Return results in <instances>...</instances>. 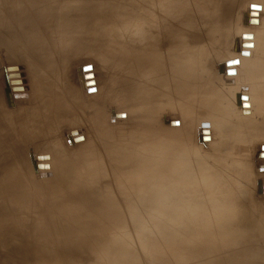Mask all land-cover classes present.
Masks as SVG:
<instances>
[{
	"label": "rangeland",
	"instance_id": "374dc122",
	"mask_svg": "<svg viewBox=\"0 0 264 264\" xmlns=\"http://www.w3.org/2000/svg\"><path fill=\"white\" fill-rule=\"evenodd\" d=\"M97 1H101L105 4L111 1V3L109 2L111 6L108 7V9L110 12H112V16L116 17L113 20L116 25L121 22V19H123L124 22L128 20L130 22L132 20L130 23L127 22V25H130L131 23L139 20L140 17H143L144 13H149V17L151 16L152 19H156L159 22H156V26L152 25L153 27L151 26V28L150 26L148 27V25L139 26L136 33L134 34L135 37L132 36L131 38L127 37V31L129 30L127 26L125 29L123 26L118 27L120 30L117 28L113 32L115 34L112 35H117V37H113L117 40H113L117 41V43L119 41V44H121L120 47H126L130 51L140 49L141 51H138L143 52L144 50H147V54H145L144 51L145 56L144 54L142 55L140 53L139 55H136L137 57H132V59L128 62V67H139L143 65L145 68L144 75L143 73H135L130 68H123L122 75L124 78V83L121 88L116 89L117 95L115 100L113 97L115 105H113L111 97L108 99L106 95H103L107 82L105 69L97 66L96 62L94 61L90 62L86 58V55L81 53L79 55L69 57L72 55L71 53L68 55V57H65V54L67 53L59 52L57 44L50 45V47L53 48H50L52 63L47 64V66L43 65L42 67V64L40 61H38L37 57L33 53H30V47L25 46L22 36L20 35L19 28L16 25L17 13L16 10H14V7L16 6L18 9V4H25L27 7H25V5L23 7L28 8L29 5L26 4L28 1L0 0V15L2 16V21L0 23V185L2 186H0V191L2 192V195L6 192V185L10 180V175L11 178L13 177V179L14 177L21 179V182L23 183L20 185L21 188L22 186H26L30 188V191L32 190L30 197L32 212L34 216L40 218V220H42L44 224L46 223L45 225L47 226V251L49 253L62 254L61 256L63 258L60 260L61 262H58L57 264H72L71 261L74 259L73 257L76 256V254H80L88 242L91 244H88V247L86 246L87 249L89 247L91 248L92 244L99 245V243L100 245L101 243L102 245L105 243L103 246L108 248L109 243L107 242L111 241L112 237L115 239L121 237L136 241V237L139 236L152 239L162 235L163 237H166L167 235H171V237L173 236L176 238L178 237L179 241H181L179 246H182V248L187 247L188 249V256H186V258L180 260H171V262L168 264H264V188L261 190V192H258L259 187H264V126H262L264 123L261 121L263 124H260V122H257V124L255 120H253V114L255 113L249 110L251 108H249V105H246L247 102L249 103V101L255 99L254 97H256L259 88L257 89L256 86H251L252 83L249 77H247L249 73L247 66L244 65L243 62H239L241 63L240 65L238 64V60L241 58V56H244L240 53L237 55L240 54L241 56L235 55L237 53V49L235 48L237 47L236 44L238 43L237 39L241 36L240 29L242 32H244L242 36L247 37L246 39H255L260 35V44L264 43V40L262 39V36L264 38V33L261 32L262 28H264V0H234V8L230 14L223 13L224 15L220 14L218 17L216 16V18L211 17L212 19L208 18L209 15L202 6V1V4H200V1L193 3V0H191V4L193 6L190 4L189 6L186 5L182 8H179L177 5H179V1L181 2L182 0H172L173 2L169 0V7H167L168 15H165V18L163 16V21L162 18L160 19L161 21L159 20L162 11L159 9L160 7L157 5L156 1L95 0V2ZM170 4L173 5L170 6ZM174 4L176 6H174ZM199 4L200 6H198ZM200 7L203 8V10ZM129 8L131 10H129ZM132 8H134V10ZM173 8L178 15L174 16L175 18L172 19L169 12H171L170 10L173 11ZM176 8H179V11ZM193 9L198 10L199 12L200 10L204 11L205 15L204 12L201 11L202 13L198 14L199 12H197L195 16H199L203 21L204 17L208 15L205 17L207 20L204 19L205 22H202L201 20L198 21V17L196 18L197 21L195 19L197 24L195 21H193L192 24H189L188 21ZM132 10L133 12L129 13ZM138 10L142 11L139 13ZM147 11L148 13H146ZM32 12L33 11H31V13ZM158 13H160V16L157 17ZM139 14L143 15L140 16ZM31 17L34 19V12L31 14ZM217 18L218 20H216ZM219 19L222 20V22ZM164 21L166 23H164L165 26H163ZM169 21H172V24L170 23L169 25ZM199 22L202 23L200 24ZM157 25H160V27ZM197 25L198 28L196 29ZM218 25H226L225 27L227 29L225 28L226 30H224L222 29V26ZM15 26H17V29ZM169 26L172 28H169ZM208 26L211 27H209V31L207 29ZM145 27L148 30V34L146 36H142L141 33L144 32L146 29ZM162 27L164 28V31L163 29H160ZM193 27L194 30L192 29ZM237 27L241 28H238V30ZM152 28H157L154 30L156 34ZM167 28H169V30ZM175 28L178 30L177 32L183 35L184 33L185 35L198 34V36H201V38H205L207 36L205 41L206 43H208V41L210 42L208 45L204 42L203 38L199 39L198 42L190 40V43L187 41L184 45H180L179 50L181 51V57H185L183 58L184 60L188 56H191L194 50L197 49L196 45L198 46V43H200L203 47L206 45L205 47L208 46L207 48H214L211 50L218 52V55H205V57H203L204 55H200V53L197 52L196 61L200 60L197 67V69L199 68L198 72H200L202 69L204 72L201 71L200 73L202 75H200L205 77V70H207L205 68H210V65L212 66L217 63L219 65L221 64L219 63L221 61L225 62L226 65H221L223 67L222 70L224 69L223 71H225V68L227 67L229 71L226 72L232 73L235 80L232 79L233 77L224 76V82L222 83L223 90L226 95H231V92H234L233 95L235 96H233V98H235L233 100H235L234 102L236 104H231L229 102L227 103L225 106V111L228 108L229 109L225 112V115L222 117L223 119L220 118V121L219 119L216 121L215 118L213 120L212 112H205L202 108L196 109L194 111L195 113L193 112L194 114H191V116L190 114L189 116H183L182 114L176 115L179 117V119L176 117L179 121L177 120L176 122V124H178L177 126L174 124L175 130L169 127L172 132L168 131L170 130L169 128L166 129L167 131H165L166 133H170V136L174 131L173 135L176 134L174 136L175 139L180 141V138L187 134L182 138L184 139V142H179V144L174 147V151L171 149V151L169 150L170 153L167 151L168 153H166L168 156L164 154L165 157L164 159L162 158V162L160 161L161 159L155 158L156 160L153 164L152 161H154V159L151 160L152 158L150 157L156 154L160 149L161 142L159 143L158 141L161 140L159 139L161 138V124L166 125L167 120L171 116L168 117L167 109H165V113L163 111V116H156L159 114L160 109V107H158L159 102L157 100L159 98L157 97L158 92L156 90L157 86L155 84L157 83L155 74L158 75V73H156V69H154V62L151 60V54H153L154 51L159 50L158 53H162L161 56L164 55V58L161 57L159 59L161 62L168 60L166 58H172L173 55L175 57V55L177 56L180 54L178 52L179 42L175 41L176 39L174 40V44L171 43V45H169L170 47H165L166 43H164V39L165 41L167 40L166 37H168L167 35L169 31L174 32ZM219 28H221L223 32H221L222 30ZM58 29H60V27ZM212 29V32L217 35L216 37H214L212 32L209 34ZM201 30H204V33L201 32ZM95 31L96 32L93 31L94 33L90 32L91 34L88 35L89 38L94 39L96 36L99 37L100 29H95ZM165 32L167 35H165ZM259 32L261 34H259ZM207 33L212 40L208 37ZM222 36L223 39L221 40L220 38H222ZM139 38H141V40ZM157 39L158 42H156ZM214 40L219 41L216 42ZM106 41H108V39L101 38L100 42L105 44ZM159 42L161 44L164 43V45H160ZM156 43L158 45H156ZM242 43L244 44V42ZM9 46L11 48H9ZM118 46L119 45L117 44H113L112 46L107 44L103 45V49L100 48V50H102L104 53L107 52L106 62L103 64L106 67H111L110 73H112L113 78L115 74L117 75L121 72L123 67V65L119 63L120 61L115 51L118 49ZM154 46L156 49H154ZM70 47L72 48V46ZM193 47L194 50L192 49ZM203 47L201 49L205 48ZM67 48L69 49V47ZM142 49L144 50L142 51ZM167 49H170L171 52ZM176 49L177 51H175ZM111 52L114 53V56ZM166 53L167 55L165 58ZM31 54H33L32 57ZM63 56L65 60L68 61L67 67H64L63 64L61 65V59ZM139 56H142L141 60ZM143 57L147 58V61ZM227 58L229 60L225 61ZM18 59L21 60L19 61ZM234 61L236 63L233 64ZM12 63L14 65H12ZM228 63L230 65H228ZM182 64L183 62L179 61L178 66H181ZM200 65L203 67L204 65L206 66L203 69V67ZM234 65L237 71L235 70ZM35 66L37 67V71L41 72L42 74H40L43 76V81L39 83L38 87H34L33 81L31 79L33 74L32 68ZM60 66L68 75H71L73 70H78L77 78L76 76L75 78L74 76L71 77L75 87L74 91L69 90L66 76L64 75V72H62L63 70L60 68ZM83 67H86L89 70L84 71L82 69ZM38 68H41V71H39ZM8 70H17L18 72H12L7 76L5 72ZM79 73L81 75H79ZM195 73L196 74H194L193 82L199 80L201 77L199 76V73L197 74V71ZM236 73L238 78L236 77ZM213 76L215 77L216 75L214 74ZM10 79L15 81H13L11 84H8ZM201 79H203V77ZM216 81L218 80L216 79ZM144 82L148 83L147 86L145 83V87L143 86ZM254 90L257 91L255 92ZM152 91L155 92L152 93ZM146 96L148 98L150 97V100L153 99L151 101L158 103V105L154 104V102L152 104V102ZM146 99L147 102H145ZM129 100H131V103H128ZM10 102L11 105H9ZM186 102L188 101H185V104ZM238 102H240L241 105H238ZM144 103L145 105H143ZM180 103L182 108L184 106V101L179 102V104ZM129 105L136 106L137 110L139 108L141 109H139L137 113H134L133 109H124V107ZM148 105L149 108H147ZM150 106L152 109L155 107H158V109L155 108L153 111ZM103 108L108 110L112 109L114 112L113 119H110V123L113 124L110 125H112L113 128L111 127V133H108L106 136H99L97 129L99 123H96V116L101 110H103ZM147 110L151 111L147 112ZM243 110L246 113H249L245 114ZM234 111L236 112L234 113ZM237 113H240L239 117H236ZM244 115L247 119L244 118ZM71 116H74L75 120L67 119ZM157 119L158 121H156ZM242 119L243 121H239ZM101 121L103 122V120H100V122ZM159 121L161 124H159ZM251 121H253V123ZM156 122L159 124V126ZM146 124H152L154 126H147ZM242 124H244V127H247L248 125V128H240L239 126L243 127ZM76 125L84 127H81L83 129H81V131H83L82 133H80L79 130H77L79 132L77 133V128H74ZM92 125L95 126L93 127ZM152 128L156 130L153 132L154 136L151 134L153 131ZM150 129L151 132H149ZM236 129L238 130L236 131ZM146 130L149 131L147 132ZM175 131L177 132L175 133ZM185 131H187V133H185ZM240 131L242 132L240 133ZM105 132H107V130H102L103 134H105ZM149 134L151 135L149 136ZM176 136L179 137L176 138ZM52 140H55L56 142H52ZM140 143H143L144 145L146 144L147 148H142V151H147L148 153L139 152L137 147L141 145ZM110 145H113V148L110 147L111 151L108 148ZM158 145L160 146L158 147ZM179 145H182V148ZM51 147H53V149ZM107 148L109 150L108 152ZM114 148L115 151H113ZM81 151L90 152V156L87 159L81 160L80 162L76 155ZM117 151L127 155L128 162L122 161L119 158L121 153L119 154ZM64 158H67L70 162L68 161L66 163L68 165L65 164L66 167L62 170V172H59V169L56 168L57 166L55 167V165H51V161H61ZM147 158L149 159L146 162L147 168L151 162L154 166L151 164L153 167L151 168L150 166V170L149 168H146V171L148 170L146 179H142L141 181L133 180L132 182H129L125 178L127 172H137L136 166H139L141 161L145 162ZM178 160H180L179 163H177ZM159 161L161 163H159ZM77 163L81 164L79 165ZM71 167L73 169H71ZM86 168L87 171L89 170L88 172L85 171ZM158 168H161V170ZM80 169H82V172ZM164 169H166V171H164ZM158 170L160 173H158ZM162 171H164L162 174L163 176L160 175ZM149 175L151 177H149ZM157 176L159 181L161 180L160 182L156 180ZM160 176L162 178H160ZM205 176L206 178H204ZM193 178H197V180H193ZM202 179L204 181V186L201 185L202 189L200 190L196 188L200 182H196L199 180L202 181ZM162 181L164 184L161 183ZM185 182L187 184L182 188L181 185L185 184ZM205 182H207L208 185H206ZM153 183L158 187L156 185L154 186ZM193 183L194 186L196 185V187L193 186ZM174 184H176V186ZM174 186H178L179 188L175 189ZM153 188H155V190ZM195 188L196 192L194 193V191H191L190 193V190H194ZM231 196L233 197L232 200L234 199L233 203L231 201ZM218 197L221 200L218 199ZM227 197L230 198V201L229 199H226ZM215 198L216 200L214 201ZM4 199H6L5 196ZM217 199L222 203L219 201L217 202ZM222 199L223 201L227 202H223ZM5 201L6 200L0 199V204L4 205V207L6 204ZM195 201H197L196 203L198 205L196 203L194 204ZM188 202H191L192 207L195 206L194 210L193 208L189 209L191 206ZM201 202H204L205 205H202ZM182 203L184 204L181 205ZM212 203H217V205L215 204L217 208H215V205ZM218 203H221L220 206L222 209L226 207V211H228L231 206L233 207V205H235L234 207H238L236 211L233 212L234 215H229L228 217L225 216V218H215V212H218V208H220ZM186 204L189 206L187 207ZM199 204L201 205V208L203 207V212L201 211L200 207H198ZM228 204L231 206L228 207ZM172 206L173 208L176 207V211L172 208ZM180 206L181 208L183 207L182 209L180 208L181 211H179L180 209L177 208ZM185 207L186 212L184 209ZM232 207L227 213L231 212ZM8 208L10 210L6 208L0 209L3 211V214L0 215L1 220L9 219V211H12L13 207L11 208L10 204ZM212 208H214V210ZM195 209L200 211L197 212ZM225 209L223 210L225 211ZM173 210L174 212H172ZM223 210H221V212L225 213ZM159 211L161 212L159 213ZM180 212L182 214L184 212H188L189 214L192 213L193 216L190 214L188 219L186 218L188 217L187 215L182 219L181 217H178L175 218L176 220L173 219L166 221L172 213L176 215V213L178 214ZM205 212L206 216L204 215ZM210 213L211 217H215L211 218ZM194 214L195 216L196 214L199 215L200 218H197L198 216L195 217ZM203 215L205 216L204 218ZM110 216L113 217L111 218ZM194 217L197 218L195 219L197 221L190 219ZM136 222L138 225L135 224ZM260 222H262V224L259 226L258 224ZM139 224L142 228H139ZM22 226L26 227V224H23ZM9 227H13V225L9 223ZM17 229L18 227L15 228V231H17ZM84 232L90 240L81 239L79 237L82 235L84 236ZM175 232L178 233L176 234ZM117 235L120 236L118 237ZM194 236L198 238L193 244V241L190 239ZM111 242L114 241L112 240ZM227 244L229 245V248ZM231 246L233 249H230ZM49 262L50 263L47 264H56V262H53V260H50ZM106 262L107 261L104 260L102 264H110V262ZM140 264H150V262L145 259L143 262L141 260ZM162 264H164V262H162Z\"/></svg>",
	"mask_w": 264,
	"mask_h": 264
},
{
	"label": "bare ground",
	"instance_id": "6f19581e",
	"mask_svg": "<svg viewBox=\"0 0 264 264\" xmlns=\"http://www.w3.org/2000/svg\"><path fill=\"white\" fill-rule=\"evenodd\" d=\"M7 1V0H6ZM25 1H28L26 4H28L29 6H28V8H25V7H27L25 4V7H23L24 5L23 4H18L17 6H18V9L16 8V6L14 7V10H16V13H17V15H16V25L18 26V28H19V31H20V35L22 36V40H23V42L25 43V46H29L30 47V50H31V52L30 53H33L36 57H37V59H38V61H40V63L42 64V67H43V65L45 66H47V64H50V63H52V61H51V52H50V45H58V51L59 52H63V53H67V54H65V57H68V55L69 54H71L72 53V55H70L69 57H72V56H74V55H79V54H84V55H86V58L91 62V61H94V62H96V64H97V66H99L100 68H102V69H105V71H106V79H107V82H106V86H105V88H104V93H103V95H106L107 97H108V99H109V97H111L112 98V103H113V105H115V98H116V89H119V88H121L122 87V85H123V83H124V78H123V75H122V70H123V68L125 67V68H130V69H132L133 70V72H135V73H143V75L145 74V68H144V66L143 65H141V66H135V67H128V62H129V60H131L132 59V57H137L136 55H139L140 53L143 55L144 54V49H142V51L143 52H139V51H141L140 49H136V50H133V51H130L128 48H126V47H120L121 46V44H119V41H118V43H117V41H114V40H117V39H114L115 38V36L117 37V35H112V34H115V33H113L114 31H115V29H117L118 27H122L123 26V28L125 29V27L127 26L128 27V31H127V37H135L134 36V34L136 33V31H137V28L139 27V26H142V25H148V27L150 26V28H151V26L152 25H155L156 26V22H158V20H156V19H152V17L150 18L149 16H148V11L146 12V13H148V14H145L144 13V15H143V17H140V19L139 20H137V21H135V22H133V23H131L130 25H127V22H129V20L128 21H126V22H124V20L123 19H121V22L118 24V25H116L115 23H114V18H116V17H113L112 16V12H110L109 11V9H108V7H110L111 6V1H109L108 3H102L101 1H97V2H95V0H25ZM148 1H156V3H157V5H159V7H157V8H159L161 11H162V14H161V17H159V20L162 18V21L164 20V18L166 17L165 15H168V13H167V7H169V0H148ZM147 1V2H148ZM172 1V0H171ZM174 1V0H173ZM172 1V2H173ZM196 1H202L203 2V7H204V9H205V11L208 13V15H209V17L208 18H210V19H212L211 17H214V18H216V16L218 17V15H220V14H223V13H229L230 14V12L233 10V2H234V0H193V3H195ZM150 2V3H151ZM202 2L200 3V4H202ZM175 3V2H174ZM17 4V3H16ZM191 4V0H182L181 2L179 1V5H177L179 8H182V7H184V6H186V5H190ZM200 4L198 5V6H200ZM156 5V4H155ZM171 5H173V4H170V6ZM174 6H176L175 4H174ZM191 6H193L192 4H191ZM197 6V5H196ZM197 6V7H198ZM173 7V6H172ZM156 8V9H157ZM175 8V7H174ZM174 8H173V11L172 10H170L171 12H169L170 13V15H171V17H172V19L173 18H175L174 16H176V15H178V14H176V11H174ZM179 8H176L177 10L179 9ZM201 8V7H200ZM133 10H134V8H132ZM195 9H197V8H195ZM195 9H193V11L191 12V16H190V18H189V21H188V23L190 24H192L193 23V21H195V19L196 18H198V17H196L195 16V14H197V12H199L198 10H195ZM202 10H203V8H201ZM238 9V8H237ZM3 10V9H2ZM129 10H131L130 8H129ZM133 10L132 11H130L129 13H131V12H133ZM136 10V9H135ZM159 10V11H160ZM202 10H200V12L198 13V14H200V13H202V12H204V11H202ZM30 11V12H29ZM31 11H33L34 13H35V17H34V19H32V17H31V14L33 13H31ZM140 11H142V10H138V12L140 13ZM144 11H146V10H144ZM157 11H158V9H157ZM179 11V10H178ZM202 11V12H201ZM5 12V11H4ZM127 12V11H126ZM149 12H151V11H149ZM164 12V13H163ZM135 13V12H134ZM206 13V14H207ZM234 13V12H233ZM120 14V13H119ZM136 14V13H135ZM138 14V13H137ZM160 13H158L157 14V17L158 16H160L159 15ZM34 15V14H33ZM32 15V16H33ZM130 15V14H129ZM132 15H133V13H132ZM140 16H142L141 14H139ZM139 15H138V17H139ZM169 15V16H170ZM204 15H205V12H204ZM208 15H206V16H208ZM224 15V14H223ZM125 16H126V13H125ZM124 16V17H125ZM135 16V15H134ZM163 16H164V18H163ZM168 16V17H169ZM205 16V17H206ZM148 17V18H147ZM156 17V18H157ZM205 17H204V19H205ZM222 17V16H221ZM230 17V16H229ZM228 17V18H229ZM118 18V17H117ZM133 18V17H132ZM137 18V17H136ZM154 18V17H153ZM213 18V19H214ZM223 18V17H222ZM221 18V19H222ZM171 19V18H170ZM199 20L198 21H200L201 20V18L199 17L198 18ZM204 19H203V21L202 22H205L204 21ZM209 19V20H210ZM227 19V18H226ZM134 20H135V18H134ZM167 20H169V19H167ZM205 20H207V18L205 19ZM208 20V21H209ZM216 20H218V18L216 19ZM215 20V21H216ZM220 20V19H219ZM222 20H224V19H222ZM222 20H220L221 22H222ZM228 20V19H227ZM226 20V21H227ZM1 21H2V16L0 15V23H1ZM132 21V20H131ZM130 21V22H131ZM161 21V20H160ZM166 21V20H165ZM165 21L163 22V26H165ZM196 21H197V19H196ZM195 21V22H196ZM129 22V23H130ZM201 22V23H202ZM213 22V21H212ZM220 22V23H221ZM156 23V24H155ZM159 23V22H158ZM165 23V24H164ZM170 23L172 24V21L170 22L169 21V25H170ZM200 23V22H199ZM198 23V24H199ZM200 23V24H201ZM214 23V22H213ZM216 23V22H215ZM218 23V22H217ZM219 23V24H220ZM238 23V22H237ZM14 24V23H13ZM195 24V23H194ZM196 24H197V22H196ZM195 24V25H196ZM205 24V23H204ZM225 24V23H224ZM227 24V23H226ZM168 25V24H167ZM174 25V24H173ZM175 25H176V23H175ZM174 25V26H175ZM205 25H207V24H205ZM237 25V24H236ZM239 25V24H238ZM17 26H15L16 27V29H17ZM157 26H159L160 27V25H157ZM162 26V25H161ZM194 26V25H193ZM200 26V25H199ZM218 26H222L223 28L222 29H224V30H226L227 28L225 27V26H223V25H218ZM60 27V29H58ZM153 27V26H152ZM158 27V28H159ZM171 26H169V28H170ZM177 27V26H176ZM202 27V26H201ZM209 27L210 26H208V31H209ZM217 27V26H216ZM228 27V26H227ZM146 28V27H145ZM169 28H167L168 30H169ZM172 28V27H171ZM198 28V25H197V27H196V29ZM211 28V27H210ZM226 28V29H225ZM239 27H237V29H238ZM241 28V27H240ZM239 28V29H240ZM95 29H100V34H99V37H94V36H92V37H94V39H92V38H89V36L88 35H90L91 33L90 32H96L95 31ZM119 29V28H118ZM153 29V31L154 30H156L157 28H152ZM160 29H163V31H164V28L162 27V28H160ZM193 30H194V27L192 28ZM214 29H215V27H214ZM219 29H221V28H219ZM221 29V30H222ZM238 29V30H239ZM120 30V29H119ZM151 30V29H150ZM168 30H167V32H168ZM171 30H173V29H171ZM204 30H205V28H204ZM204 30L202 31L201 30V32H203L204 33ZM152 31V30H151ZM158 31V30H157ZM178 30H176V28H175V31L174 32H170L169 31V33H168V35L166 34V32H165V35H167L168 37H166L167 38V40L165 41V39H164V43H166V46L165 47H170L169 45H171V43L172 44H174V40L175 41H177V42H179L178 44H179V46H178V52L180 53V54H178L177 56L175 55V57H174V55L172 56V58L170 57V56H168V57H170V58H166V55H167V53L165 54V58L166 59H168V60H166V61H159V59L161 58V57H163V56H161L162 55V53H158V49L160 48L159 46V48L157 49L158 51H154L153 52V54H151L152 55V61L154 62H152L153 64H154V69H156L155 71H156V73H158V75L157 74H155V77H156V79H157V83H155L156 84V86H157V92H158V95H157V97L159 98L157 101L159 102V105H158V103H156V102H154V104H157L158 105V107H160V109H159V114H157L156 116H160L161 117V115L163 114V111H164V113H165V109H167L168 110V117L169 116H171V117H169V119L167 120V124L166 125H162L161 123H160V121H159V124H161V128H160V130H161V133H160V135H161V138H159V135H158V138L159 139H161L160 141H158L159 143L161 142V146L160 145H158V147L160 146V149L158 150V152L156 153V154H154L152 157H150V158H152L151 160H153L154 159V161H152L153 162V164H154V162H155V160L156 159H161L160 161L162 162V158L164 159V157H165V155H167L168 156V152L167 151H169L170 149L171 150H175V148L174 147H176V145L177 144H179V142H181V141H183L184 139H182L183 137H185V136H183L182 138H180L181 139V141L180 140H176L175 139V135H173L174 134V131H173V133H172V135L170 136V133H166V129H168L169 127H171V129L173 128L174 130H175V128H174V124H176V122H177V120L179 119V117H177L176 115H180V114H182L183 116H189V114H190V116H191V114L193 115L195 112V110L196 109H198V108H202L205 112H212V114H213V120H214V118H215V120L217 121V119H219V121H220V118H222L224 115H225V112L229 109H227L226 111H225V106L227 105V103L229 102V103H231V104H233V103H235L234 101L235 100H233L234 98H233V96H235V95H233V91L231 92V95H226V93L224 92V90H223V86H222V83L224 82V76H227V77H233L232 79L233 80H235L234 79V76H233V74L232 73H230V72H226V71H229L228 69H227V67L225 68V71H223L222 70V66L221 65H226L225 64V62H219V63H221V64H219L218 65V63L217 64H215V65H210V68H205V69H207V70H205L206 71V74H205V77L204 76H201L202 74L200 73L201 71H203L202 69H201V71L200 72H198V69H197V67H198V62L200 61H196V58H197V52L198 53H200V55H204L203 57H205V55L207 56V55H210V56H215V55H218L217 53L218 52H216V51H212L211 49H214V48H207V47H205L206 45H204L203 43L205 42L206 43V41H205V38H207V34L205 35L206 37L204 38V37H202L203 39H204V42L202 43L203 45H204V47L203 46H201V44L200 43H198V46L200 47H198L197 45H196V50H194V47L192 48L193 50H194V52H193V54L191 55V56H188L186 59H184L183 60V58H185V57H181V51L179 50V48H180V45H184L187 41H189L188 43H190V40H193V41H197L198 42V40L199 39H202L201 38V36H198V34L197 35H191V34H186L185 35V33H184V35L183 34H181V33H179V32H177ZM183 31V30H182ZM182 31H180V32H182ZM195 31H197V30H195ZM194 31V32H195ZM213 31V29L210 31V33L209 34H211V32ZM215 31V30H214ZM220 31V30H219ZM17 32H18V30H17ZM93 32V33H94ZM97 32H99V31H97ZM148 30H147V28L144 30V32L143 33H141V35L143 36V35H147L148 33ZM150 32V31H149ZM155 32V31H154ZM162 32V31H161ZM193 32V33H194ZM198 32V31H197ZM206 32H207V30H206ZM221 32H223V30L221 31ZM220 32V33H221ZM225 32V31H224ZM240 32H241V36L236 40L237 42V47H235L236 49H237V53L235 54V55H237L238 53H240L241 55H243L244 57H242L240 54V56H241V58L238 60V64L240 65L241 63H239V62H243V64L244 65H246L247 66V69H248V71H249V73H248V76L247 77H249V79H250V81H251V83H252V85L251 84H249L250 83V81H249V85H251V86H256L257 87V89L259 90L258 91V93L256 94V93H254V94H256V97H254L255 99L254 100H252V101H249V103L247 102L246 103V105H249V110L250 111H253L255 114H253L254 115V119L253 120H255V122L257 123V122H260V124H263L264 123V43H262V44H260V40H259V38L261 37L260 35L258 36V38L256 37L255 39H246L247 37H245V36H242V34H244V32H242L241 31V29H240ZM261 32L262 33H264V28H262V30H261ZM89 33V34H88ZM189 33V32H188ZM191 33H192V31H191ZM196 33V32H195ZM213 34H214V32H212ZM219 33V32H218ZM226 33V32H225ZM230 33V32H229ZM155 34H156V32H155ZM158 34H159V32H158ZM163 34V33H162ZM162 34H161V36H162ZM209 34H208V37H209ZM222 34H224V33H222ZM259 34H261L260 32H259ZM106 35H108V36H106ZM160 35V34H159ZM224 35H226V34H224ZM103 36H106V37H103ZM144 36V37H145ZM203 36V35H202ZM211 36V35H210ZM217 35H215L214 34V37H216ZM218 36H219V34H218ZM114 37V38H113ZM221 37V36H220ZM225 37V36H224ZM101 38H105V39H108V41H106V43L104 44V43H101L100 41H101ZM159 38V37H158ZM163 38H164V36H163ZM210 39H211V37H209ZM208 38V39H209ZM114 39V40H113ZM133 39V38H132ZM134 39H137V38H134ZM140 40H141V38H139ZM160 39H161V37H160ZM209 39V40H210ZM221 40L223 39V36H222V38H220ZM262 39L264 40V38H263V36H262ZM212 40V39H211ZM262 40V41H263ZM11 41H12V39H11ZM125 41V40H124ZM147 41V40H146ZM160 41V40H159ZM202 41V40H201ZM200 41V42H201ZM214 41H219V40H214ZM226 41V40H225ZM103 42V41H102ZM156 42H158V39H157V41ZM161 42V41H160ZM159 42V43H160ZM162 42H163V40H162ZM242 42H244V44L242 43ZM121 43H123V42H121ZM154 43V42H153ZM164 43L163 44H161L160 43V45H164ZM176 43V42H175ZM193 43V42H192ZM208 43H210L209 41H208ZM208 43H206L207 45H208ZM220 43V42H219ZM107 44H109L110 46H112L113 44H117V45H119L118 46V49L117 50H115L116 51V53H117V55H118V58H119V63L120 64H122L123 65V67H122V69H121V72L120 73H118L117 75L115 74L114 75V78L112 77V73H110V68L109 67H106V66H104V62H106V58H107V55H106V53H104L102 50H100V48H104L103 47V45H107ZM125 45V44H124ZM156 45H158L157 43H156ZM168 45V46H167ZM12 46V45H11ZM70 46H72V48L70 47ZM177 46V45H176ZM193 46H195V45H193ZM67 47H69V49L67 48ZM76 47H79V48H76ZM151 47V46H150ZM165 47H163V48H165ZM204 48V49H201V48ZM9 48H11L10 46H9ZM25 48V47H24ZM152 48V47H151ZM162 48V49H163ZM173 48V47H172ZM207 48V49H206ZM26 49H27V47H26ZM51 49H53V48H51ZM70 49H72V50H70ZM149 49V48H148ZM154 49H156L155 48V46H154ZM174 49V48H173ZM201 50V52H200V50ZM70 50V51H69ZM139 50V51H138ZM150 50V49H149ZM151 50H153V49H151ZM167 50H169L170 52H171V50L170 49H167ZM147 51V50H146ZM145 51V54H147V52ZM168 51V52H169ZM174 51V50H173ZM175 51H177V49L175 50ZM114 52V51H113ZM152 52V51H151ZM151 52H148V53H151ZM245 52H246V54H245ZM112 53V52H111ZM242 53H244V54H242ZM33 54H31V57H32V55ZM113 54V56H114V53H112ZM145 54H144V56H145ZM164 54V53H163ZM239 55H237V56H239ZM234 56V55H233ZM237 56H236V58H237ZM20 57V56H19ZM30 57V56H29ZM140 57V60H141V57L142 56H139ZM138 57V58H139ZM235 57V56H234ZM114 58V57H113ZM116 58V57H115ZM144 58V57H143ZM147 58H148V56H147ZM147 58H144L145 60L147 59ZM164 58V57H163ZM232 58V57H231ZM230 58V59H231ZM56 59V58H55ZM60 59V58H59ZM182 59V60H181ZM198 59H200V58H198ZM235 59V58H234ZM19 60V59H18ZM21 60V59H20ZM19 60V61H20ZM30 60V59H29ZM74 60V59H73ZM117 60V59H116ZM144 60V61H145ZM148 60H149V58H148ZM204 60V59H203ZM207 60H208V58H207ZM229 59L227 58V60L225 59V61H228ZM236 60V59H235ZM31 61H34V60H31ZM56 61V60H55ZM103 61V62H102ZM147 61V60H146ZM179 61H181V62H183V64L181 65V66H178V64H179ZM201 61H202V59H201ZM160 62V63H159ZM205 62H206V60H205ZM27 63V62H26ZM28 63H29V61H28ZM31 63H33V62H31ZM38 63V62H37ZM93 63V62H92ZM118 63V64H119ZM203 63V62H202ZM210 63V62H209ZM230 63H232V62H230ZM236 63V62H235ZM30 64V63H29ZM36 64V63H35ZM63 64V66L64 67H67L68 66V61H66L65 60V58H64V56L62 57V59H61V65ZM201 64V63H200ZM212 64V63H211ZM233 64H234V62H233ZM233 64H232V66H233ZM12 65H14L13 63H12ZM57 65V64H56ZM115 65V64H114ZM207 65V64H206ZM206 65H204V67L206 66ZM228 65H230L229 63H228ZM236 65V64H235ZM235 65H234V68H235ZM10 66H11V64H10ZM93 66V65H92ZM200 66H202V65H200ZM199 66V67H200ZM31 67V66H30ZM180 67V68H179ZM203 67V66H202ZM204 67H203V69H204ZM60 68L63 70L62 72H64V69L60 66ZM94 68V67H93ZM230 68V67H229ZM43 69V68H42ZM84 71H86V70H89V69H87L86 67H83L82 68ZM96 69V68H95ZM38 70L39 71H41V68L39 69L38 68ZM232 70V69H231ZM235 70H236V68H235ZM9 71V72H8ZM7 72H5L6 74H7V76L10 74V73H12V72H18L17 70H15V71H10V70H8ZM32 71H33V74H32V81H33V85H34V87H38V85H39V83H41L42 81H43V76L41 75L42 73L41 72H38L37 71V67L35 66V67H33L32 68ZM197 71V74L199 73V76H201L200 77V81L199 80H197V81H195V82H193V80H194V74H196L195 72ZM237 71V70H236ZM236 71H234V72H236ZM96 72V71H95ZM204 72V71H203ZM233 72V73H234ZM41 73V74H40ZM81 73V72H80ZM79 73V75H81ZM77 74H78V70L77 69H75V71L73 70V73L71 74V75H68V74H66L65 72H64V75L66 76V81H67V83H68V86H69V90H72V91H74V83L72 82V80L73 79H71V77L72 76H74V78H75V76H76V78H77ZM201 74V75H200ZM216 75L215 77L213 76V75ZM61 75H63V74H61ZM78 75V76H79ZM204 75V74H203ZM83 76V75H82ZM211 76H213V77H211ZM198 77V76H197ZM203 77V79H201ZM207 77V78H206ZM226 77V78H227ZM236 77H237V73H236ZM19 78V77H18ZM44 78H45V76H44ZM199 78V77H198ZM238 78V77H237ZM12 79V78H11ZM9 80V83L8 84H11L13 81H15V80ZM20 79V78H19ZM53 79V78H52ZM216 79L218 80V81H216ZM248 79V78H247ZM7 80H8V78H7ZM21 80V79H20ZM75 80V79H74ZM91 80H94V79H91ZM226 81V80H225ZM257 81V82H256ZM229 82V81H228ZM93 83V82H92ZM145 83L146 82H144V87H145ZM5 84V83H4ZM147 84L148 83H146V86H147ZM16 85V84H15ZM14 85V86H15ZM11 86V85H10ZM12 86H13V84H12ZM250 86V87H251ZM12 88V87H11ZM255 88V87H254ZM4 89V88H3ZM256 89V88H255ZM150 90V89H149ZM148 90V91H149ZM152 90V89H151ZM10 91V90H9ZM85 91V90H84ZM237 91V90H236ZM255 91V90H254ZM257 91V90H256ZM255 91V92H256ZM38 92H39V90H38ZM81 92V91H80ZM143 92V91H142ZM153 92H155V91H152V93ZM144 93V92H143ZM151 93V94H152ZM89 94V93H88ZM94 94V93H93ZM97 94V93H96ZM150 94V95H151ZM253 94V95H254ZM86 95V94H85ZM146 95V94H145ZM154 95V94H153ZM252 95V96H253ZM5 96H6V94H5ZM144 96V95H143ZM251 96V97H252ZM113 97H114V100H113ZM147 97V96H146ZM153 97V96H152ZM157 97H155V98H157ZM250 97V98H251ZM110 98V99H111ZM140 98H141V96H140ZM148 98V97H147ZM150 98V97H149ZM148 98V99H149ZM144 99H145V97H144ZM246 99H247V97H246ZM252 99V98H251ZM139 100H141V99H139ZM138 100V101H139ZM150 100V99H149ZM151 100H153V99H151ZM150 100V101H151ZM240 100V99H239ZM114 101V102H113ZM142 101V100H141ZM181 101H184V106L181 108V103L179 104V102H181ZM185 101H188V102H186V104H185ZM131 103V100H129L128 101V103ZM135 102V101H134ZM143 102H144V100H143ZM145 102H147V99H146V101ZM149 102V101H148ZM152 102V101H151ZM153 102H152V104H153ZM136 104V103H135ZM134 104V105H135ZM148 104V103H147ZM183 104V103H182ZM236 104V103H235ZM238 105L240 104V102H238L237 103ZM134 105H129V106H126V107H124V109L125 108H128V109H133L134 110V113H137V111L139 110V109H141V108H139L138 110H137V107L136 106H134ZM140 105V104H139ZM143 105H145V103L143 104ZM143 105H142V107H143ZM241 105V104H240ZM186 106H187V108H186ZM236 106V105H235ZM151 107V106H150ZM158 107L156 108V109H158ZM240 107V106H239ZM144 108V107H143ZM147 108H149V105H148V107ZM147 108H145V109H147ZM155 108H153L152 109V107H151V109L154 111V109ZM76 110V109H75ZM248 110V111H249ZM263 110V111H262ZM123 111V110H122ZM149 111H151V110H147V112H149ZM244 111V110H243ZM146 112V113H147ZM194 112V113H193ZM236 111H234V113H235ZM245 112V111H244ZM7 113V112H6ZM120 113V112H119ZM139 113H140V111H139ZM197 113V112H196ZM249 113V112H248ZM248 113H246L245 112V114H248ZM113 114H114V112L112 111V109H104L103 108V110H101L100 111V113H98L97 114V116H96V123H99L98 124V127H97V129H98V135L99 136H106L108 133H111V127L113 128V124L112 123H110V119L112 120L113 119ZM115 114H117V113H115ZM148 114H150V113H148ZM152 114V113H151ZM211 114V113H210ZM240 114V113H239ZM238 113L236 114V117H239L240 115H239ZM250 114H252V113H250ZM238 115V116H237ZM102 116V117H101ZM150 116V115H149ZM163 116V115H162ZM232 116V115H231ZM249 116V115H248ZM247 116V117H248ZM250 116H252V115H250ZM160 117H158V118H160ZM178 119H177V118ZM235 117V116H234ZM243 117V116H242ZM241 117V118H242ZM151 118V117H150ZM149 118V119H150ZM176 118V119H175ZM228 118H230V117H228ZM233 118V117H232ZM244 118L245 119H247L246 118V116L244 115ZM68 120L70 119V120H72V119H74V116H71V117H69V118H67ZM66 119V120H67ZM77 119V118H76ZM114 119H115V117H114ZM223 119V118H222ZM221 119V120H222ZM226 119V118H225ZM224 119V120H225ZM234 119H236V118H234ZM244 119V120H245ZM75 120V119H74ZM79 120V119H78ZM100 120H103V122L101 121L100 122ZM154 120H155V118H154ZM228 120V119H227ZM148 121H151V120H148ZM156 121H158V119L156 120ZM179 121V120H178ZM218 121V122H219ZM237 121V120H236ZM239 121H243V119L242 120H239ZM261 121L263 122V123H261ZM95 122V121H94ZM113 122V121H112ZM114 122H115V120H114ZM238 122V121H237ZM252 123H253V121H251ZM254 122V123H255ZM80 123V122H79ZM143 123V122H142ZM152 123V122H151ZM155 123V122H154ZM157 123V122H156ZM171 123V124H170ZM217 123V122H216ZM220 123V122H219ZM255 123V124H256ZM92 124H94V123H92ZM110 124H112V125H110ZM115 124V123H114ZM158 124V123H157ZM159 124H158V126H159ZM258 124V123H257ZM71 125H73V124H71ZM70 125V126H71ZM96 125V124H95ZM95 125H92L93 127L95 126ZM147 125V124H146ZM152 124H150V125H147V126H151ZM156 125V124H155ZM178 124H176L175 126H177ZM238 125H239V123H238ZM241 125V124H240ZM244 124H242V126H243ZM13 126V125H12ZM154 125H152V127H153ZM157 126V127H158ZM262 126H264V124L262 125ZM84 128L83 126H80V125H76V127H74L75 129H76V131L77 130H79L80 131V133H82L83 131H81V129L82 128ZM140 127H142V126H140ZM144 127H146V126H144ZM143 127V128H144ZM156 127V126H155ZM154 127V128H155ZM240 128H248V125H247V127H241V126H239ZM73 128V127H72ZM150 128V127H149ZM250 128V127H249ZM88 129V128H87ZM148 129V128H147ZM170 129V128H169ZM171 129L170 130H168V131H170V132H172L171 131ZM83 130V129H82ZM102 130L104 131H106L107 130V132H105V134H103L102 133ZM143 130V129H142ZM141 130V131H142ZM152 133L151 134H153V132L154 131H156V130H154L153 128H152ZM166 130V131H165ZM177 130V129H176ZM191 130V129H190ZM238 129H236V131H237ZM240 130V129H239ZM242 130V129H241ZM17 131V130H16ZM72 131V130H71ZM144 131V130H143ZM147 131V130H146ZM149 131V130H148ZM147 131V132H148ZM73 132V131H72ZM149 132H151V129H150V131ZM158 132H157V134H158ZM177 131H175V133H176ZM242 131H240V133H241ZM244 132V131H243ZM77 133H79L78 131H77ZM143 133H146V132H143ZM185 133H187V131H185ZM184 133V134H185ZM73 134V133H72ZM74 134H75V131H74ZM73 134V135H74ZM148 134V133H147ZM151 134H149V136L151 135ZM235 134V133H234ZM236 134H238V133H236ZM80 135V134H79ZM109 136V135H108ZM153 136H154V134H153ZM77 137V136H76ZM75 137V138H76ZM179 137V136H178ZM177 136H176V138H178ZM181 137V136H180ZM29 138H30V136H29ZM70 138V137H69ZM70 140V139H69ZM55 140H52V142H54ZM51 142V143H52ZM56 142V141H55ZM184 142V141H183ZM17 143V142H16ZM144 143V142H143ZM141 144V145H139V147H137L138 148V150H139V152H143V153H146L147 151H142V148L143 149H146L147 148V146H146V144L144 145V144ZM158 143V144H159ZM70 144H71V142H70ZM149 145V144H148ZM183 145V144H182ZM181 145V146H182ZM185 145V144H184ZM113 145H110L108 148H109V150L111 151V149H110V147H112ZM146 146V147H145ZM180 146V145H179ZM180 146V147H181ZM186 146V145H185ZM184 146V147H185ZM115 147V146H114ZM149 147V146H148ZM187 147V146H186ZM52 149H53V147H51ZM108 148H107V152L109 151L108 150ZM113 148V147H112ZM178 148V147H177ZM182 148V147H181ZM20 149V148H19ZM18 149V150H19ZM170 150V151H171ZM173 150V151H174ZM261 150V149H260ZM22 151V150H21ZM39 151V150H38ZM86 151V150H85ZM113 151H115V148H114V150ZM170 151H169V153H170ZM178 151V150H177ZM180 151V150H179ZM119 154L121 153V152H119V151H117ZM167 152V153H166ZM148 153V152H147ZM179 153V152H178ZM110 154V153H109ZM113 154V153H112ZM165 154V155H164ZM171 154H172V152H171ZM111 155V154H110ZM164 155V156H163ZM258 155H260V154H258ZM90 156V152H79L77 155H76V157H77V159L81 162V160H84V159H87L88 157ZM112 156V155H111ZM144 156H147V155H144ZM179 157V156H178ZM68 158V157H67ZM67 158H64V159H62L61 161H51V165H55V167L56 168H58L59 169V172L61 171L62 172V170L66 167V165H68V164H66L69 160L67 159ZM119 158L122 160V161H124V162H128V158H127V155H124L123 153H121L120 155H119ZM156 158V159H155ZM258 158V157H257ZM262 158V157H261ZM179 159V158H178ZM181 159V158H180ZM76 160V159H75ZM145 160V159H144ZM143 160V161H144ZM149 159L147 158V160L145 161V162H142L141 160V162H140V164H139V166H136V168H137V172H127V175L125 176V178L129 181V182H132L133 180H135V181H141L142 179H146V177H147V172H148V170L146 171V168H147V166H146V162L148 161ZM150 160V161H151ZM159 161V163H161ZM179 161L180 160H178V162L177 163H179ZM263 161V160H262ZM70 162V161H69ZM139 162V161H138ZM152 162L151 163H149V166H148V168L151 166V164H152ZM182 162V161H181ZM185 162V161H184ZM255 162H256V159H255ZM71 163H72V161H71ZM71 163H70V165H71ZM156 163H157V161H156ZM176 163V164H177ZM66 164V165H65ZM73 164V163H72ZM75 164H76V162H75ZM77 164H79V163H77ZM81 164V163H80ZM79 164V165H80ZM152 164V165H153ZM183 164V163H182ZM147 165H148V163H147ZM156 165V164H155ZM160 165V164H159ZM172 165H174V164H172ZM154 166V165H153ZM153 166H151V168L153 167ZM164 166V165H163ZM181 166V165H180ZM68 167V166H67ZM70 167V166H69ZM75 167H76V165H75ZM82 167V166H81ZM174 167V166H173ZM172 167V168H173ZM147 168V169H148ZM164 168H166V167H164ZM167 168H169V167H167ZM35 169V168H34ZM71 169H73L72 167H71ZM77 169V168H76ZM83 169V168H82ZM82 169H80L81 170V172H82ZM154 169V168H153ZM152 169V170H153ZM159 169V168H158ZM174 169V168H173ZM221 169V168H220ZM219 169V170H220ZM149 170H150V168H149ZM159 170H161V168L159 169ZM159 170H158V173H160L159 172ZM168 170H170V169H168ZM69 171V170H68ZM72 171V170H71ZM85 171H87V168H86V170ZM89 171V170H88ZM87 171V172H88ZM164 171H166V169H164ZM164 171H162V173L160 174L161 176H163L162 174H163V172ZM190 171V170H189ZM222 171V170H221ZM84 172V171H83ZM154 172H157V171H154ZM168 172V171H167ZM11 173V172H10ZM9 173V174H10ZM150 173V172H149ZM187 174V173H186ZM190 174V173H189ZM188 174V175H189ZM152 175V174H151ZM166 175V174H165ZM192 175V174H191ZM209 175V174H208ZM207 175V176H208ZM7 176H8V173H7ZM158 176H159V174H158ZM158 176H157V178H156V180H158L159 181V179H158ZM160 176V178H162ZM185 176H187V175H185ZM192 176H194V175H192ZM202 176V175H201ZM30 177V176H29ZM149 177H151L150 175H149ZM153 177V176H152ZM166 177V176H165ZM164 177V178H165ZM211 177V176H210ZM190 178H191V176H190ZM204 178H206V176L204 177ZM208 178V177H207ZM211 178H213V177H211ZM7 179V178H6ZM56 179V178H55ZM186 179H187V177H186ZM185 179V180H186ZM189 179V178H188ZM201 179V178H200ZM9 180V179H8ZM23 180V179H22ZM31 180V179H30ZM155 180V181H156ZM163 180V179H162ZM185 180H183V181H185ZM193 180H197V178L196 179H194L193 178ZM205 180V179H204ZM210 180V179H209ZM134 181V182H135ZM161 181V180H160ZM159 181V182H160ZM182 181V180H181ZM189 181V180H188ZM210 181H212V180H210ZM195 182V181H194ZM200 182V183H199ZM21 179H19V178H15L14 177V179H13V177L11 178V175H10V180H9V182H8V184L6 185V192L4 193V191H3V195H2V192L0 193V199H2V200H6L5 201V207H4V205H2V204H0V209H4V208H6V209H9L8 207L10 206V204H11V208H12V211H9V214L10 215H8L9 216V219H6V220H1L0 219V264H47V263H50L49 261L50 260H53V262H56V264L58 263V262H61L60 260H62V254L61 253H57V254H55V253H49L48 251H47V226L43 223V221L42 220H40V218H37V216H34V214H33V212H32V209H31V204H30V197H31V191H30V188L29 187H26V186H22V188H21ZM162 184H164L163 183V181L161 182ZM160 183V184H161ZM176 183V182H175ZM182 183H184V182H182ZM190 183V182H189ZM196 183H199V185L196 187V185L194 186V183H193V186L194 187H196V188H198V189H202L201 188V185H203L204 186V181H203V179H202V181H198V182H196ZM206 183V185H208L207 184V182H205ZM23 184V183H22ZM154 184V183H153ZM161 184V185H162ZM186 182H185V184H183V185H181L182 186V188H183V186H186ZM156 184H154V186H155ZM175 186H176V184H174ZM179 185V184H178ZM189 185V184H188ZM192 185V184H191ZM205 185V186H206ZM0 186H2V185H0ZM153 186V187H154ZM157 186V185H156ZM160 186V185H159ZM174 186V188L175 189H178L179 187L177 186V187H175ZM152 187V186H151ZM158 187V186H157ZM188 187V186H187ZM193 187V188H194ZM192 188V189H193ZM196 188L194 189V190H190V193H191V191H194V193L196 192ZM264 187L263 186H261V187H259L258 188V192H261V190L263 189ZM154 190H155V188H153ZM152 189V190H153ZM187 190V189H186ZM188 191V190H187ZM197 191H199V190H197ZM189 192V191H188ZM230 195V194H229ZM4 196L6 197V199H4ZM224 197V196H223ZM230 197V196H229ZM232 196H231V201H232V203L234 202V199L232 200ZM143 199V198H142ZM218 199H220L219 197H218ZM217 199V202L219 201V202H221L220 200H218ZM225 199V198H224ZM226 199H229V201H230V198H226ZM216 200V198L214 199V201ZM201 201V200H200ZM222 201H223V199H222ZM197 201H195L194 202V204L196 203ZM223 202H227V201H223ZM189 203V202H188ZM187 203V204H188ZM202 203V202H201ZM200 203V204H201ZM222 203V202H221ZM221 203L219 204L218 203V205L220 206L221 205ZM184 203H182L181 205H183ZM187 204H186V206H187ZM190 204V206H191V202L189 203ZM193 204V205H194ZM197 204V203H196ZM199 204V206L198 207H200V209H201V211H202V208H201V205ZM204 204V202L202 203V205ZM212 204H214V203H212ZM216 205H217V203H215ZM214 204V205H215ZM224 204V203H223ZM236 204V203H235ZM198 205V204H197ZM205 205V204H204ZM216 205H215V208H217L216 207ZM226 205V204H225ZM236 205H238V204H236ZM8 206V207H7ZM177 206V205H176ZM189 206V205H188ZM187 206V207H188ZM222 206H224V205H222ZM229 206H231V205H229L228 204V207ZM235 205H233V207H232V210H231V212L230 213H227L228 211H230L229 209L231 208H229L228 209V211H226V207L225 208H223V209H225V211L221 208V206H220V208H218V212L216 211L215 212V216H212L211 217V213H210V217L211 218H213V217H215V218H220V217H223V218H225V216L226 217H228L229 215H234L233 214V212H235L236 211V209H237V207H234ZM97 207V206H96ZM95 207V208H96ZM227 207V208H228ZM240 207V206H239ZM137 208V207H136ZM139 208H141V207H139ZM161 208V207H160ZM167 208V207H166ZM171 208V207H170ZM172 208H173V206H172ZM176 207H174L173 209L176 211V209H175ZM178 209H180L181 208V206L180 207H177ZM183 208V207H182ZM181 208V209H182ZM192 209L193 208V210H194V208H195V206H191V207H189V209ZM181 209L179 210V211H181ZM185 209V212H186V207L184 208ZM184 209H183V211H184ZM199 209V208H198ZM205 209V208H204ZM213 210H214V208H212ZM10 210V209H9ZM157 210H158V208H157ZM163 210V209H162ZM170 210V209H169ZM172 210V209H171ZM174 210L172 211V212H174ZM193 210H192V212H193ZM195 210H197V209H195ZM221 210H223V212H225V213H222L221 212ZM189 211V210H188ZM200 211V210H199ZM198 210H197V212H199ZM206 211V210H205ZM208 211V210H207ZM135 212V211H134ZM139 212V211H138ZM161 211H159V213H160ZM178 212V211H177ZM176 213V215L174 214V213H172L171 215H170V213H169V217H168V219L166 220V221H169V220H173V219H175V218H180L181 217V219L182 218H184V217H186L187 215H188V217H186L187 219L189 218V215L191 214L192 216H193V214L192 213ZM189 212H191V211H189ZM196 212V211H195ZM203 212V211H202ZM201 212V213H202ZM209 213V212H208ZM207 213V214H208ZM227 213V214H226ZM3 214V211L2 210H0V215H2ZM113 214V213H112ZM199 214V213H198ZM38 215V214H37ZM201 215V214H200ZM205 216H206V212H205V214H204ZM203 215V218L205 217ZM214 215V214H213ZM40 216V215H39ZM38 216V217H39ZM194 216H195V214H194ZM196 216H198L197 218H200L199 217V215H197L196 214ZM195 216V217H196ZM209 216V215H208ZM111 217V216H110ZM113 217V216H112ZM111 217V218H112ZM117 217V216H116ZM162 217V216H161ZM190 218V219H197V218ZM257 217V216H256ZM207 218H209V217H207ZM260 218V217H259ZM258 218V219H259ZM41 219H42V217H41ZM161 219H163V218H161ZM257 219V220H258ZM176 220V219H175ZM184 220V219H183ZM201 220H206V219H201ZM200 220V221H201ZM216 220V219H215ZM3 221H10V222H3ZM182 221V220H181ZM193 221V220H192ZM191 221V222H192ZM195 221H197V220H195ZM195 221H193V222H195ZM259 221V220H258ZM133 222H134V220H133ZM157 222V221H156ZM188 222V221H187ZM190 222V223H191ZM207 222H208V219H207ZM9 223H11V225H13V227H9ZM189 223V222H188ZM258 223V222H257ZM21 224V225H20ZM23 224H26V227H23L22 225ZM135 224H137V222L135 223ZM262 224V222H260L258 225L260 226ZM138 225V224H137ZM158 225V224H157ZM163 226V225H162ZM165 226V225H164ZM16 227H18V229H17V231H15V228ZM117 227V226H116ZM137 227V226H136ZM135 227V228H136ZM262 227H263V225H262ZM112 228V227H111ZM118 228H120V227H118ZM139 228H142V227H140V224H139ZM145 228V227H144ZM264 228V227H263ZM109 229H110V227H109ZM86 230H88V229H86ZM85 230V231H86ZM143 230V229H142ZM264 230V229H263ZM89 231V230H88ZM87 231V232H88ZM95 231V230H94ZM112 231V230H111ZM137 231V230H136ZM144 231V230H143ZM173 231V230H172ZM180 232V231H179ZM186 232V231H185ZM91 233H92V231H91ZM142 233V232H141ZM176 233V232H175ZM178 233V232H177ZM176 233V234H177ZM84 234V236L82 237V236H79L81 239H85V240H87V239H89V237L88 236H86V234H85V232L83 233ZM143 234V233H142ZM163 234V233H162ZM180 234V233H179ZM90 235V234H89ZM113 235V234H112ZM112 235H110V236H112ZM127 235V234H126ZM146 235V234H145ZM175 235V234H174ZM59 236V235H58ZM118 236V235H117ZM120 236V235H119ZM118 236V237H119ZM165 236V235H164ZM184 236V235H183ZM151 237V236H150ZM160 237V238H159ZM159 237H157V238H152V239H147L146 237H136L137 239H136V241H133V240H131V239H126V238H121V237H119V238H117V239H115L114 237H112V240L114 241V242H111V241H109V242H107V243H109L108 245V248L107 247H104L103 245L105 244H103L102 245V243H101V245H100V243H99V245H97V244H92L91 245V248L89 247L88 249L86 248V246L88 247V244H91V243H89L88 241L90 240H88V241H86V242H88V243H86L84 246H85V248H84V250L80 253V254H76V256H74L73 258V260L71 261L72 262V264H102V262L104 261V260H106L107 262H110V264L111 263H114V264H140V261L142 260V262H143V260H147L148 262H150V264H151V262H152V264H162V262H164V264H168V263H170L171 262V260H180V259H184V258H186V256H188V249H187V247L185 248H182V246H179V244L181 243V241H179V239H178V237L176 238V237H171V235H167L166 237H163V235L162 236H159ZM182 237V236H181ZM185 237V236H184ZM135 238V237H134ZM183 238V237H182ZM182 238H181V240H182ZM198 238V237H197ZM195 236L194 237H192L190 240L191 241H193V244L195 243V241H196V239H197ZM77 239V238H76ZM76 239H74V240H76ZM79 239V238H78ZM110 239H111V237H110ZM115 239V240H114ZM118 239H120V240H118ZM122 239H126V240H122ZM188 239V238H187ZM73 241V240H72ZM74 242V241H73ZM104 242V241H103ZM189 242V241H188ZM51 243V242H50ZM182 243H183V241H182ZM82 244H84V243H82ZM82 244H80V245H82ZM228 244H230V243H228ZM227 244V245H228ZM103 246V247H102ZM180 247V248H179ZM228 248H229V245H228ZM227 248V249H228ZM232 248V246L230 247V249ZM104 251H102V250ZM105 249H107V250H105ZM109 249V250H108ZM233 249V248H232ZM187 250V251H186ZM143 254V255H142ZM100 255V256H99ZM101 255H102V257H101ZM108 255V256H107ZM106 262V263H107ZM68 263V262H67Z\"/></svg>",
	"mask_w": 264,
	"mask_h": 264
},
{
	"label": "water",
	"instance_id": "95a60500",
	"mask_svg": "<svg viewBox=\"0 0 264 264\" xmlns=\"http://www.w3.org/2000/svg\"><path fill=\"white\" fill-rule=\"evenodd\" d=\"M9 105H11V102H10V104Z\"/></svg>",
	"mask_w": 264,
	"mask_h": 264
},
{
	"label": "snow or ice",
	"instance_id": "6c2138e0",
	"mask_svg": "<svg viewBox=\"0 0 264 264\" xmlns=\"http://www.w3.org/2000/svg\"><path fill=\"white\" fill-rule=\"evenodd\" d=\"M234 63H235V61H234Z\"/></svg>",
	"mask_w": 264,
	"mask_h": 264
}]
</instances>
